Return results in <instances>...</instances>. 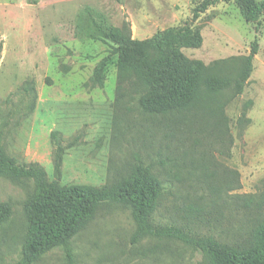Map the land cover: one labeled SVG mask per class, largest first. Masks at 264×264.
<instances>
[{"label": "rangeland", "instance_id": "1", "mask_svg": "<svg viewBox=\"0 0 264 264\" xmlns=\"http://www.w3.org/2000/svg\"><path fill=\"white\" fill-rule=\"evenodd\" d=\"M204 0H0V146L19 163L38 164L61 187L110 186L138 163L160 183L153 219L189 234L246 245L264 221V14L246 22L220 2L191 22ZM259 2L262 0H253ZM192 24L202 37L182 54L201 65L182 111L141 105L144 88L118 69L107 36L143 41ZM256 40L252 71L237 80ZM105 61L102 85H93ZM229 85L210 89L209 79ZM141 86V87H140ZM53 134L56 136L53 138ZM55 143L62 148L54 169ZM32 181L0 177V264H18L28 239L25 202ZM136 232L130 208L106 203L66 246L32 264H211L180 241Z\"/></svg>", "mask_w": 264, "mask_h": 264}, {"label": "trees", "instance_id": "2", "mask_svg": "<svg viewBox=\"0 0 264 264\" xmlns=\"http://www.w3.org/2000/svg\"><path fill=\"white\" fill-rule=\"evenodd\" d=\"M37 0H28L36 4ZM234 2L242 18L257 23L264 14V0H204L192 11L191 22L216 4ZM118 55L120 74L132 73L144 88L141 105L154 112L182 111L189 102L199 80L201 65L188 60L182 48H198L202 44L199 30L191 23L157 32L151 38L138 41L113 31L107 35ZM1 49V47H0ZM258 44L254 40L250 53L237 80L240 93L252 71V61ZM105 61L97 67L93 85H102ZM210 89H221L229 81L209 79ZM140 86V87H141ZM56 135L53 134V138ZM54 169L60 172L62 148L55 143ZM0 177L13 182L32 181L34 190L26 199L24 208L28 220V239L23 259L18 264H32L41 255L57 246H66L68 240L95 214L100 205L115 203L130 208L136 232L133 240L149 235L182 242L205 255L211 264H264V221L246 245L226 244L213 237L192 235L172 225H159L153 216L161 198L159 181L151 175L147 165L138 163L128 177L110 186L92 187L73 185L61 187L49 181L45 171L35 163H19L9 158L0 146ZM8 204L0 201V221L8 213ZM67 263L72 257L67 251Z\"/></svg>", "mask_w": 264, "mask_h": 264}]
</instances>
